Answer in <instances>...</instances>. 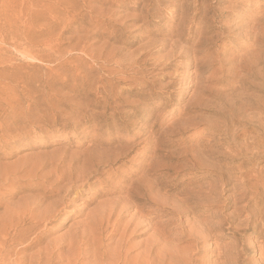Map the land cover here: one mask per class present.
<instances>
[{
	"label": "rangeland",
	"instance_id": "1",
	"mask_svg": "<svg viewBox=\"0 0 264 264\" xmlns=\"http://www.w3.org/2000/svg\"><path fill=\"white\" fill-rule=\"evenodd\" d=\"M0 264H264V0H0Z\"/></svg>",
	"mask_w": 264,
	"mask_h": 264
},
{
	"label": "bare ground",
	"instance_id": "2",
	"mask_svg": "<svg viewBox=\"0 0 264 264\" xmlns=\"http://www.w3.org/2000/svg\"><path fill=\"white\" fill-rule=\"evenodd\" d=\"M129 193V192H128Z\"/></svg>",
	"mask_w": 264,
	"mask_h": 264
}]
</instances>
